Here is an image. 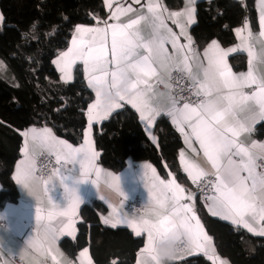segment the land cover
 <instances>
[{
	"label": "snow or ice",
	"instance_id": "1",
	"mask_svg": "<svg viewBox=\"0 0 264 264\" xmlns=\"http://www.w3.org/2000/svg\"><path fill=\"white\" fill-rule=\"evenodd\" d=\"M134 3L141 5V0H134ZM194 3L195 0H186L183 11L171 12L167 17L163 15L166 10L161 9L155 0H147L140 9L132 5H118L110 17L112 20L119 21L121 15L128 13L135 18L128 23L104 22V27L77 26L72 46L62 52L55 63L63 73L61 79L64 80L71 79V70L77 62L83 64L97 97L88 109L90 126L94 119H106L120 106L119 101H125L140 113L141 121H146L150 128L161 114V108L153 106L146 98V92L151 90L148 81L153 77L159 81L161 71H168L170 64L185 73L192 81V94L198 98L203 95L204 99L194 104L186 98L169 96L166 114L172 118L177 130L185 137V143L197 156L199 152L192 144L193 141L199 144L210 167L196 161L186 162L181 152L184 171L194 184L200 186L204 182L211 215L231 219L234 224H242L249 232L264 236V226L257 231L250 222H264V143L258 144L253 140L246 146L240 139L242 133L253 131L257 121H264V70H257V62L264 65V47L259 54L255 52L252 42L257 38L248 31L246 22L243 30L236 29L241 40L237 47L225 51L216 41H212L203 53L206 64L203 61L197 63L198 56L192 51L191 37L180 19L186 17L187 24L194 23ZM259 3L260 37H264V0H259ZM166 19L172 20L180 29L179 33L165 23ZM142 24L150 28L147 35H142ZM243 31H247V35H242ZM181 36L188 41L187 44L179 43ZM168 44L172 47L171 54L166 47ZM237 51L247 52L246 73H234L228 64L229 54ZM141 85L147 87L142 89ZM105 93L114 95L115 99L105 100ZM24 136L25 147L22 151L25 158L17 166L14 179L36 202L34 217L39 239H30L29 244L43 251L45 245L54 247L59 236L65 232L72 234V217L76 207L82 203L76 185L90 182L99 194L97 180L90 179V176L94 172L99 178L101 170L94 165L96 153L91 148L87 132L84 145L78 148L58 140L48 128L31 129ZM37 147L55 157L56 167L46 178L37 175ZM68 165L72 167L68 168ZM148 170L151 171V178ZM213 176L214 180L208 179ZM108 177V187L124 198L120 177L111 173ZM142 179L154 220L143 215L121 217L120 211L111 202L103 195L99 196L113 208V219L121 217L118 222H126L137 236L147 233L145 248L141 250L142 258L137 260V264H164L158 251V245L163 242H179L174 250L170 249L169 260L180 253L199 252L212 264H217L219 258L212 247V238L205 233L193 207L189 203H181L183 200L191 201L192 194L185 196L184 189L175 180H161L150 165L143 166ZM55 186L63 189V205L54 202L50 196ZM45 200L49 206L46 214L41 206ZM123 204L124 199L121 200V208ZM108 222L106 219L105 223ZM80 255L86 257L87 249ZM88 264H91L90 260Z\"/></svg>",
	"mask_w": 264,
	"mask_h": 264
},
{
	"label": "trees",
	"instance_id": "2",
	"mask_svg": "<svg viewBox=\"0 0 264 264\" xmlns=\"http://www.w3.org/2000/svg\"><path fill=\"white\" fill-rule=\"evenodd\" d=\"M163 1L170 8L182 4V0ZM195 9L190 31L199 47L213 39L229 45L234 26L246 19L256 25L253 0H196ZM106 13L102 0H0V207L18 197L11 172L20 155L24 127L48 125L72 144L81 141L93 92L80 66L73 68L71 81L62 82L52 59L68 44L75 25L94 23ZM231 57L234 65L243 63L242 56ZM154 132L156 143L149 140L135 110L123 104L93 125L98 162L119 170L128 159L148 160L159 174L181 180L178 133L165 117L157 119ZM263 133L264 125L257 135ZM105 210V203L96 198L83 203L75 237H62L59 246L70 258L87 247L94 264H136L142 235L125 226L103 224L100 214ZM198 210L220 256L230 264H264V236L211 216L200 206ZM164 264L212 263L204 254H196L167 259Z\"/></svg>",
	"mask_w": 264,
	"mask_h": 264
},
{
	"label": "crops",
	"instance_id": "3",
	"mask_svg": "<svg viewBox=\"0 0 264 264\" xmlns=\"http://www.w3.org/2000/svg\"><path fill=\"white\" fill-rule=\"evenodd\" d=\"M102 1H103V4L107 10L106 15L103 18L98 19L97 21H95L94 23H91V24H77V25H75L73 30H72V34H71V37L68 41V44L64 48L60 49L59 52L52 59V63L54 65V67L56 68V70L58 71L59 79L62 82L71 81L72 77H73V68L76 65L80 66L83 77H84V81H85L86 85L93 92V98L88 103L87 108H86V126H85L84 131H83L82 139L80 142H78L76 144H72L69 141H67L66 139L57 136L55 134V132L53 131V129L48 125H29V126L24 127L21 130L22 144H21L20 155L15 160L13 167H12V172H11L12 180H13V182L16 186V189L18 191V197H17V200L15 202H7L2 207H0V264H15L12 261L13 257H17L19 259V261H20L19 264H42L43 259H48L50 261L57 262L59 264H82V262H83V264H88V261L90 260L91 264H94V262L91 258L90 252H89L87 247H83V248L79 249L77 251V253L75 254V256L70 258L59 246V240L62 237H69V238L75 237V235H76V222L79 218V216H78L79 207L83 203L88 202L92 198L99 199V200L103 201L106 205V210L100 214V221L105 225L112 226V224L115 223L116 226H125V227L129 228L134 233L133 229L130 228L126 222H118L121 219L122 215H127L129 217H132V216L139 217V216L143 215V216H145V218H151L154 220L155 216H153V214H152L153 209L148 207L147 188L144 187V183H143V179H142V171H143L144 165H150L151 168L155 169L156 176H158L161 180H164V181L175 180V183L180 185L181 188L184 189L185 196H187L188 194H192L193 199L191 201L183 200V201H181V203H189L193 207V211L195 212V215L200 220V217L198 214V211H199L198 207L200 205L198 204V201H197V195H196V190L194 188V183L189 178L187 172L184 171V165L181 164L180 154H181V152L184 153L186 162L187 161H196L204 167H210V165H208L206 160L204 159L203 153H202V151H200L199 144L196 143L195 141H193V144H192V147H194L197 150V152H199V155L197 156V154L193 153L192 149L189 148V146L185 143V137L183 135H181V133L177 130L176 125L173 124V122H172V118L166 114L167 108L169 107L168 97L172 95L171 91L168 89L169 70L168 71H161V76H160L159 81L155 77H153V78L157 82H153V83L150 82V80L152 78L148 81V83L151 85V90L146 92V98L149 99V102L153 106H159L161 108V114L159 116H157L156 120L154 121L153 125L150 128L147 127L146 121H141L140 113L135 108H133L131 104H129L125 101H119L120 106L115 108L114 110L120 108L123 104H128L129 106H131L135 110V112L138 116V119H139L140 123L142 124V127H143L146 135L148 136L149 140L153 143L157 142V137H156V134L154 132V125H155L158 118L165 117L170 122V124L176 130V132L178 133V135L180 137L181 144L177 150V160H178V165H179V168H180V171L182 173L183 178L181 180H179V179L175 178L172 174H168L165 176L159 174L158 170L153 165V163L148 161V160L135 161V160L128 159L125 162V164L119 170H112L111 168L104 166L98 162V151L96 150L95 145H94L93 136H92V128H93L94 124H99L102 120L94 119L91 126L89 125V120H88L89 106L94 104L96 102V99H97L95 87L90 86L89 77L85 73L84 66L81 62H77L73 66V68L71 70V79L64 80V79H61L63 73L60 71V69L57 66V63H55V61L58 60V58L60 57V54L62 52H66L68 50V48L72 46V40H73V37L76 33L77 26L94 28V27H98V26L104 27L105 26L104 22H107L109 24L117 23V22L128 23V21L130 19L135 18V16L132 13H128L126 15H121L119 21H115V20H112L110 18L112 15V12L116 10V7L118 5L123 6V7H127L128 5H132L133 8L140 9L141 5L147 3V0H141V5L135 4L134 0H108L107 3H106V0H102ZM155 2L159 3L161 9L166 10L163 13V15L165 17H167L168 14L171 12H181L186 7V0H182V4L179 7H175V8L168 7L164 3L163 0H155ZM195 2H196V0H195ZM109 4L111 5V7H109ZM253 4H254L255 12H256V25L252 26L249 19H246L242 23H239L236 26H234V28H233L234 41L232 43H230L229 45H222L221 42H219L216 39H213V40H210L207 44L199 47L196 44V42H195V40L191 34V31H190V27L196 21V9H195V13H194V23L187 24V18L186 17L180 18L181 22L186 25L187 35L191 37L192 51L194 53H196L198 56V59L196 61L197 63L203 61V53H204L205 49L208 48V46L212 43V41H216L217 44L220 46V48L225 50V51L230 49V48L237 47L241 43V40L237 36L236 29H242L243 30L246 22L248 24V31H250L252 33V35L257 38L256 40H254L252 42L254 50L257 54L260 53L261 48L264 47V37H260V31H261V29H260V14H261L260 9H261V6L259 3V0H253ZM193 6L195 8V3ZM144 11H146V9H144ZM165 23L170 28H172V30L174 32L179 33L180 29L175 24L172 23L171 19H166ZM140 27L142 29V35H147L150 32V28H148L146 25L142 24ZM242 35H247V31H243ZM179 43L180 44H187L188 41L183 36H181ZM166 47L168 49V52L171 54L172 53L171 45L168 44V45H166ZM232 55L233 56L234 55L235 56H242L244 58L243 63L240 64L239 66H238V64L234 65V63H232V57H231ZM248 59L249 58H248L246 51H237L234 53H230L228 58H227L228 64L232 68V71L234 73H237V74L246 73L248 71ZM203 62L206 64V61H203ZM170 68H175V67L170 64L169 69ZM193 70L195 71V68H193ZM257 70L258 71L264 70V65H261L259 62H257ZM189 81L192 82L190 79H189ZM140 87L142 89H144L147 86L141 85ZM245 91H251V90L245 89ZM263 125H264V121H257L253 125V131L251 133H242L241 134L240 139L244 141L246 146L250 145L251 141H253V140L256 141L258 144L264 143V133L261 136L257 135V132L261 130V127ZM44 128L50 129L52 135H54L58 140H63L65 142H67L68 144H71L74 148H78L81 145H84L85 133L87 132L88 133V139L91 142V148L96 153V157L94 159V165L96 168H99L101 171L99 174V178H97V175L94 172L90 176V179L97 180V183L99 186V194H97V190H96L95 186H93L90 182H84V183H80V184L76 185L77 194L81 197L82 203H80L76 207L75 215L72 217V234L69 235V234H67V232H65L63 235L59 236V238L55 242L54 247L49 248L47 245H45L44 250L41 251V250L37 249L36 247L29 244L30 239H34V240L39 239V233L37 230V225H36V221H35V217H34V209L36 206V202H35L33 197L28 195L26 190H24L19 184H17L14 177L17 174V166L25 158L24 152L22 151L25 147V139H26L24 136V133L29 132L31 129L40 130V129H44ZM41 151H44L47 153V151L37 147L35 150V157ZM54 159H55V157H54ZM71 167H72V165H68V168H71ZM109 173L120 177V188H121V191L124 193V198L118 196L112 189H110L108 187V181L110 179L108 177ZM148 173H149V178H151V171L148 170ZM150 183H151V179H149V184ZM41 187H43L42 184H41ZM0 189H1V184H0ZM100 195H103L108 202H111L112 205L120 211L121 217H116L115 219H113V216L115 215V213L113 212V208L109 207V203L106 202V200L100 199L99 198ZM50 196L52 197L53 201L58 203V204L63 205L65 203V201L63 199V189L59 186L53 187L52 191L50 192ZM57 197H60V198L58 199ZM128 198H131V199L138 198L139 199L140 203L142 204V209L138 213H132L126 209L125 201ZM123 199H124V204H123V207L121 208L120 204H121V200H123ZM41 206L44 208L45 214H46L48 211V208H49L47 201L45 200ZM203 210L207 214L211 215V213L208 211L207 205L203 208ZM211 216H213V215H211ZM214 217L221 218L220 216H214ZM106 219L109 221L108 223H105ZM223 220H225V219H223ZM226 221L234 224L231 219L226 220ZM200 222H201V225L203 226L201 220H200ZM250 222L252 223L253 227L257 229V231L259 230V228L261 226H264V222H261L260 224H257L251 220H250ZM53 223L55 224L56 221H53ZM65 223H67L66 219H65ZM234 225L243 227L242 224H234ZM60 226H62V225H58V227H60ZM203 229H204L205 233L209 236V234L206 232L204 226H203ZM244 229H246V228H244ZM250 233L258 235L254 232H250ZM141 235L143 238V244L136 253V260H135L136 264H137V260L139 258H142V251L141 250L145 248V244L147 242V233L143 232ZM212 247L215 249L213 241H212ZM85 249H87V256L82 257L80 254ZM196 254H203V253L193 252L192 254H187V252H184V253L178 254L175 259H181V258H185L188 256L196 255ZM215 255L219 258L217 261V264H220V262H222V261H226L227 264H230V262L225 257L220 256L216 252V249H215ZM53 257H55V259H53ZM211 263H212V261H211Z\"/></svg>",
	"mask_w": 264,
	"mask_h": 264
},
{
	"label": "built area",
	"instance_id": "4",
	"mask_svg": "<svg viewBox=\"0 0 264 264\" xmlns=\"http://www.w3.org/2000/svg\"><path fill=\"white\" fill-rule=\"evenodd\" d=\"M168 89L171 91L172 95L177 98H186L192 103H199L200 100L204 99L203 95L199 98L192 94L190 90V85L192 82L189 81L187 75L181 71L176 70V68L169 69V76H168ZM150 82H157L154 78L150 80ZM36 168H37V175L44 176L45 178L51 173L53 168L56 167L55 159L53 156H50L48 153L41 151L35 157ZM258 163H261L258 161ZM68 167V166H67ZM208 179L214 180L215 177H209ZM194 188L196 190L197 201L201 207H205L208 204V201L205 198V191H204V182H201L200 186L194 184ZM58 199L60 197H57ZM125 207L132 213H138L142 209V204L140 203L138 198H128L125 201ZM12 261L15 264H19L20 261L17 257H13ZM42 264H59L57 262L50 261L48 259H43Z\"/></svg>",
	"mask_w": 264,
	"mask_h": 264
},
{
	"label": "clouds",
	"instance_id": "5",
	"mask_svg": "<svg viewBox=\"0 0 264 264\" xmlns=\"http://www.w3.org/2000/svg\"><path fill=\"white\" fill-rule=\"evenodd\" d=\"M105 96V100H112L115 99L114 95H109L108 93L104 94ZM179 242H177V244H172L171 242H163L160 243L158 245V251L160 252L161 256L163 257V260H167L168 259V253L171 250H174L175 247L178 245Z\"/></svg>",
	"mask_w": 264,
	"mask_h": 264
}]
</instances>
